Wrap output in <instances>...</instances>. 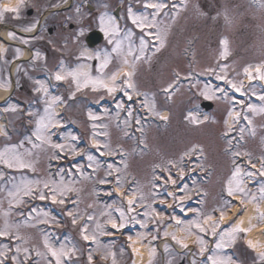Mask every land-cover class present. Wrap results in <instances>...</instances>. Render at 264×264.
Here are the masks:
<instances>
[{"label":"rangeland","instance_id":"rangeland-1","mask_svg":"<svg viewBox=\"0 0 264 264\" xmlns=\"http://www.w3.org/2000/svg\"><path fill=\"white\" fill-rule=\"evenodd\" d=\"M117 1H100L98 27L104 29V40L98 53L100 65L107 58V67L118 66L120 69L119 65L127 60L135 90L126 89L123 78H120L116 86L121 95L96 93L79 99L67 97L64 99L63 112L67 114L64 122L55 116L51 106L55 105L56 109L58 99L49 104L45 102L39 108L36 103V112L29 113L24 124L16 110H8L11 132L7 136L0 134V151L15 146V150L32 163L33 168H11L13 171L6 179H3L4 173L0 168V230L7 224L9 231L8 236H0V251L5 247L9 249L5 264H12L13 255L23 264L27 260L30 263L26 264H49V261L55 264V259L45 247V240L54 249L59 250L63 246L65 251L72 250L70 259L62 257L64 264H79V258H88L89 254L97 258L95 264H123L128 256H133L128 247L134 238L148 243L153 257L157 254L160 264H164L166 260L162 255L167 257L175 253L167 242L175 241L172 234L177 230L181 232L177 234L179 239L193 238L187 244L188 247L194 245V253L199 260L200 245L196 239L200 236L205 240L207 251L201 263L197 264H211L209 256L226 261L230 259L231 264H264L259 255L262 251L255 252L244 244V233L238 234L235 242H226L224 247L217 249L219 235L214 237L210 230L201 233L190 225L195 220L203 223L201 214L220 213L219 210L225 208V201H232L225 189L237 166L241 169V186L248 192L247 196L240 194L242 198H250L257 205L264 202L260 192L264 176L259 175L261 160H264V112L252 111L248 107L253 105L259 109L264 106V101L260 100L264 96V79H260L256 72L257 67L264 72V0H206L203 6L199 0H129L132 15L130 18L121 15L120 24L111 14ZM147 2H165L168 7L154 15V9L145 7ZM134 16L154 20L155 27L141 29L133 23ZM101 17L104 18L103 24ZM112 25L118 31L113 32ZM156 33L164 41L159 51ZM110 39L112 43H109ZM142 39L147 42L143 54ZM225 40L226 46L221 43ZM117 41L120 49L113 51ZM107 43L111 46L109 51L103 47ZM226 81H231L240 90H235ZM165 88H169L167 93ZM125 89L132 96L136 92L141 93L139 98L142 102L139 104L138 100L128 99ZM205 89H210V94L214 93L212 99L201 94ZM90 98L95 104L100 103L103 110L88 107L91 101L87 99ZM108 99L110 101L101 105ZM145 100L155 105V113L167 119L162 120L145 108ZM202 100L211 101L212 107L203 109L200 105ZM49 114L53 117V124L63 127L59 143L53 141L49 127L44 132L48 142L38 140L34 134L37 121ZM90 114L97 119H91ZM69 123L76 127V132L68 127ZM25 126H29L30 135L23 132ZM54 144L64 145V148H54ZM94 145H99V150ZM194 145L202 151L185 155ZM72 148L75 151H71ZM57 151L60 152L57 154ZM101 152L117 163L112 160L111 163L103 162ZM89 155L93 160L88 159ZM240 157L244 161L242 164L238 162ZM50 158L55 159L54 164L49 163ZM249 160L256 166L255 170L246 164ZM0 166L5 165L0 163ZM49 167H53L57 174L52 176ZM180 169H183L182 177ZM109 172L112 174L108 175ZM169 175L176 180L175 185L167 181ZM101 180L107 182L100 183ZM37 181L38 184L35 183ZM117 181L123 189L136 193L131 211L119 199L112 200V183L117 184ZM26 182H33L35 189L47 192L48 198L40 200L37 195L25 196L22 192L15 197L9 195ZM44 183L50 187L71 189L63 197L65 204L53 203ZM129 194L133 200V193ZM167 205L174 208L173 217L177 216L181 221L175 226V231L167 229L174 220H168L162 226L158 222H162ZM188 208L194 211L193 218L180 215L181 211L184 215ZM113 209L116 212L113 213ZM68 211L77 217L76 224L67 215ZM262 214L264 209H260L258 215L259 221L264 223ZM113 221L117 225L115 229L107 225ZM232 227L233 224L223 230L218 229L217 233L227 232ZM82 228H86L84 234L90 237L87 241L81 234ZM186 230L191 231L190 236ZM115 232L120 233L115 236L118 238H113ZM157 238L163 240L159 249L153 246ZM17 247L21 249L19 253L16 252ZM227 247L231 252L237 249L241 257H234L233 253L225 250ZM24 249L28 252L25 253ZM187 258L190 262L193 260V256L188 254ZM151 263L152 259L147 264Z\"/></svg>","mask_w":264,"mask_h":264},{"label":"flooded vegetation","instance_id":"flooded-vegetation-1","mask_svg":"<svg viewBox=\"0 0 264 264\" xmlns=\"http://www.w3.org/2000/svg\"><path fill=\"white\" fill-rule=\"evenodd\" d=\"M70 1H72V6L65 9L63 7L64 0H24V5L20 8L19 14L5 13L4 18L0 20V89H5L3 90L6 92L5 95L16 101L17 110L20 108L32 110L35 107L33 103L36 102L39 105V103L47 102L49 104L57 97L58 100L64 101L67 97L79 99L84 98L85 95L91 97L92 94L96 93H108L104 88L97 87L94 89L91 84L81 88L80 91H76L75 83L71 77L65 81L55 79L58 72L64 74L69 71H78L87 73L92 78L101 75V78L105 80L116 68L114 66L101 68L100 55L98 54L101 51V41L92 44V39L87 38L90 32L100 30L98 27L100 1L109 2L111 0ZM10 2H12L11 5L15 6L19 0H0V6L10 4ZM129 5V0H118L113 9L117 7L118 12L123 17L125 16L124 18H129ZM32 25H35L32 31H24L25 28ZM9 33L14 35L10 36ZM103 47L107 51L111 48L108 43ZM81 53L85 54L81 55ZM46 78H49V85L46 83ZM81 79L83 80V77ZM45 88L47 89L46 92L43 90ZM84 92L86 94H83ZM72 93L75 95L73 96ZM87 100H92V98ZM51 106L53 109V105ZM166 208L162 222H158L162 226L168 220H174L170 227V230H174L175 226L178 225L175 224L176 220L180 219L177 216L173 219V207L167 205ZM241 210L242 206L239 204V212ZM185 212L182 215L181 211L180 215L189 219L195 216L194 211L189 208ZM203 215H200V219L203 218ZM231 223L232 220H229L223 223L221 227L225 229L231 226ZM151 229L153 228L151 227ZM174 234L178 238L176 231ZM168 243L175 253L167 257L162 253L164 260H166L164 264L201 263L203 255H198L200 260L197 258L194 253V245L184 248L176 241H168ZM225 250L231 252L229 247ZM232 252L234 257H241L237 249L232 250ZM187 254L193 256L191 262L188 259L191 257L187 258ZM177 257L181 258L177 259ZM130 260L131 257L128 256L123 264L130 262ZM157 260L160 264V259L156 254L151 264L153 262L157 264ZM95 262L96 259H92L91 264H95ZM78 263L89 264V261L87 257H80Z\"/></svg>","mask_w":264,"mask_h":264},{"label":"snow or ice","instance_id":"snow-or-ice-1","mask_svg":"<svg viewBox=\"0 0 264 264\" xmlns=\"http://www.w3.org/2000/svg\"><path fill=\"white\" fill-rule=\"evenodd\" d=\"M64 2L66 3L67 0H64ZM23 5H24V0H19V2L15 6H13L11 4H4V5L0 6V20H2L4 18L5 13L19 14L20 8L23 7ZM262 6H264V5H262ZM145 7L154 9L155 10L154 15H158L160 13V10L168 7V5L165 2H156V3H146ZM172 7H175V4H173ZM128 11H129V15L131 16L132 15L131 9H129ZM226 19H227V17H226ZM103 23H104V18L101 17V24H103ZM133 23L137 24L139 27H141V29H143L145 27H148V28L155 27V21L154 20L149 21L147 17H135L134 16L133 17ZM34 26L35 25H32L31 27H27L24 29V31H32V28ZM102 30H104V29H102ZM112 31L116 32V31H118V29L114 25H112ZM9 35L13 36L14 34L9 33ZM129 35H130V33H129ZM150 35H153V33H150ZM154 35H155V39L159 42V46L157 47V51H159V48L163 47L164 41H163V38L160 34L156 33ZM25 43H27V41H25ZM109 43H112L111 39L109 40ZM221 43H223L225 46L227 45L226 40L221 41ZM146 46H147L146 42L142 39L141 40V51H143L144 47H146ZM119 49H120V42L117 41L116 46L113 48V51H118ZM84 54L85 53H81V55H84ZM129 54H131V51H129ZM226 54L227 53L225 51V55ZM136 59L139 60L140 57L137 56ZM108 62H109L108 59L105 58L104 62L101 65V68L107 67ZM123 63L127 64L128 62H127V60H124ZM246 71H248V70L246 69ZM256 72L259 74L260 79H264V72H261L260 67H257ZM121 74L123 75V78H124L123 83L126 85V87L129 89L135 90L134 85L130 82V78H131L133 73L129 72V71H124L123 68L118 69L117 71L113 72L110 75V77L108 79L111 81V83L106 82L101 77L92 78V77L88 76L87 73H81L78 71H69V72H66L64 74L58 72L55 75V79L57 81H65V80H68L69 77H71L72 81L75 83L76 91H80L81 88L87 87L89 84H91L94 89L97 87L104 88L108 93L111 94V93H114L115 91H117L116 81H117V78L119 76H121ZM249 75L251 78V73H249ZM82 77H83V80L81 79ZM217 79H224V77H217ZM226 82L231 84L235 90H237V91L240 90L235 84H232L231 81H226ZM41 88H43V85H41ZM169 88H171V85H169ZM169 88H165L164 91L167 93L169 91ZM43 90L45 92L47 91L46 88ZM221 91H223V90L221 89ZM210 92H211L210 89H205V91L202 92L201 94L204 95V97L206 99H212L214 96V93L210 94ZM72 95L74 96L75 93H72ZM125 95L128 97V99H130V100L132 99L131 93L125 91ZM138 95H142V94H138ZM54 99H59V98L57 97ZM260 100L264 101V96H261ZM144 107L147 108L149 111H152V112H154V110H155V105L149 104V102L147 100L144 101ZM248 107L252 111L258 110V111L264 112V106L260 107L259 109H256L253 105H248ZM45 111L47 112L48 110L46 109ZM154 114L158 115L159 118L162 120L167 119L166 116L160 115L159 113L154 112ZM129 115H131V113H129ZM90 118L93 120L97 119V117L92 116L91 114H90ZM245 118L247 119V117H245ZM137 122H139V121H137ZM249 123H251V121H249ZM52 124H53V117L51 114H49L47 116V118L41 117V119L39 121H37V129H36V132L34 133L36 135V138L38 140H41L42 142H48L46 137L44 136V132H45V130H47L49 125H52ZM241 131H243V129H241ZM94 146H96L97 149L99 150V145H94ZM52 147L63 149L64 145L54 144V145H52ZM105 147H107V146L105 145ZM70 150L75 151V148H72ZM197 150L202 151V149H199L198 146L194 145L192 148L189 149L188 152L185 153V155H189V154H191ZM100 155L103 156L104 153L101 152ZM236 155L239 156L240 153H236ZM245 155H247V154H245ZM88 159L91 161V160H93V157L91 155H89ZM0 163H3L8 168H16V169H31V168H33L32 163L26 161L22 157V155L19 154L15 150V146L6 147L3 151H0ZM169 163L173 167H176V165L173 162H169ZM249 163L251 164L250 160H249ZM252 167H255V165L253 164ZM111 174H112L111 172L108 173V175H111ZM245 174L248 176L255 175V173H245ZM180 175H181V177L183 176V169H180ZM259 175L264 176V160H261V169L259 171ZM240 176H241V169L239 166H237V167H235L231 178L227 181V184H226L225 190H226L228 197H233L234 195H237V194H242L243 196L248 195V192H246L244 187L241 186L242 180H241ZM167 181H170L173 185L176 184V180H174L170 175L167 177ZM106 182H107L106 180L100 181V183H106ZM35 183L38 184L39 182L37 181ZM117 183H119V181H117ZM44 188L48 189L49 192L51 193L52 202L55 204H60V205L65 204V200L63 198L65 196V193L67 191H71V189L63 188L60 186L50 187L48 183H44ZM180 190L184 191L185 189H180ZM21 192L25 196L37 195L40 200H45L48 198L47 192L38 191L37 189H35L33 187V182H26V183H24L23 187L18 186L16 192H10L9 195H12L15 197V196H18ZM260 192L262 194V198H264V185H261ZM169 194L171 195L172 193H169ZM57 197H60V198L58 199ZM180 199L182 200L183 197H181ZM253 199H255V197H253ZM134 203H135L134 200H132V199L128 200L129 211L132 210V205ZM240 203L243 204V200H241ZM230 206H232V201L226 200L225 201V208L219 210L220 211L219 220L212 222L211 224H209V222H211L213 220L211 215H209L204 220L203 223H201L199 220H195V221L190 222V225L192 227L197 228L199 230V232H201V233L210 230L211 234L214 237L219 235V241L216 243L217 249L224 247L226 242H235L238 234L246 233L247 231H249V229L242 227V225H243L242 220H240L239 223L235 222V220H239V217L243 214V210H241L240 212H238L236 214V217L233 220L234 227L230 228L227 232L217 233V228L219 227L220 221H223L225 219V210L227 207H230ZM44 215L47 216V213H45ZM67 215L71 216L72 217V223L76 224L77 217L74 216L73 212L68 211ZM157 215H158V218L162 219V217H159V214H157ZM120 216H121V219H123L124 212L122 210L120 212ZM262 216H264V214H262ZM89 219H91V217H89ZM173 219H175V217H173ZM176 223L180 224L181 221L176 220ZM205 225H208V227L206 228ZM112 227L117 228V225L114 221L112 222ZM120 227H123V225L121 224ZM186 231H188V235L190 236L191 231L190 230H186ZM85 232H86V228H82L81 234L83 235V239L85 241H87V240H89L90 237L88 235L84 234ZM8 235H9L8 225L6 224L5 228L3 230H0V236H8ZM166 235H167V233H166ZM16 238L19 239V237H16ZM172 238L177 243L181 244L182 247H184V248L188 247V244L185 243L184 240L178 239L175 236V234H173ZM93 239H94V237H93ZM129 239H131V237H129ZM196 243L200 245V254L203 255L205 253V251H207V249L205 247V243H206L205 240L202 237L198 236L196 239ZM249 245L252 246L251 241H249ZM45 247L48 248V251H49L51 257H53L55 259V264H64L62 257H67L70 259V252L72 250L65 251L63 246L59 250L54 249L48 244L47 240H45ZM8 251H9V249L7 247H5L4 250L0 251V257L4 258V259H0V264H5V260L8 259V256H7ZM20 251H21V249L19 247H17L16 252L19 253ZM24 252L27 253L28 249H24ZM37 255H41V253L37 252ZM259 255H260L261 259H264V251L260 252ZM92 259H93L92 255L89 254V256H88L89 264H91ZM208 259H209V261H211V264H231L230 259L226 261V260L219 258L217 256H209ZM11 261H12V264H23L22 261L18 260L16 255H13L11 257ZM49 264H51V261H49ZM114 264H115V262H114Z\"/></svg>","mask_w":264,"mask_h":264},{"label":"bare ground","instance_id":"bare-ground-1","mask_svg":"<svg viewBox=\"0 0 264 264\" xmlns=\"http://www.w3.org/2000/svg\"><path fill=\"white\" fill-rule=\"evenodd\" d=\"M10 4H12V2H10ZM243 80L246 81L247 79L243 77ZM5 94V91L0 90V99H2ZM0 132H4L1 123ZM116 189L118 193H122L120 187H116ZM126 197L130 199L131 195L127 194ZM231 199L232 206L226 208L225 219L221 222L232 220L233 224V220L235 219L236 214L239 212V200H243V214L239 217V220H235V222L239 223L240 220H242V227L249 229V231L244 234V240L247 246H249L253 251H262L264 249V223L259 221L258 215L259 210L264 209V202L260 205H257L250 198L245 200L240 194L234 195L231 197ZM208 216L209 215L204 216L203 222ZM219 216L220 214L218 217ZM212 218L214 219L215 217ZM170 227L171 225H168L167 229ZM177 234H181L180 230H177ZM192 239L193 238L190 237L189 239H186L185 242L189 243ZM249 241H251L252 246L249 245ZM129 244L133 254V260L129 264H147L152 259L153 252L151 246L148 243H143L138 238H134L130 240Z\"/></svg>","mask_w":264,"mask_h":264},{"label":"water","instance_id":"water-1","mask_svg":"<svg viewBox=\"0 0 264 264\" xmlns=\"http://www.w3.org/2000/svg\"><path fill=\"white\" fill-rule=\"evenodd\" d=\"M87 38H91L92 39V44L98 42L99 40H101L102 36H101V33L98 32L97 30L96 31H92L88 34ZM201 106L205 109V110H208L212 107V102L209 101V100H203L201 101Z\"/></svg>","mask_w":264,"mask_h":264},{"label":"trees","instance_id":"trees-1","mask_svg":"<svg viewBox=\"0 0 264 264\" xmlns=\"http://www.w3.org/2000/svg\"><path fill=\"white\" fill-rule=\"evenodd\" d=\"M208 1V0H207ZM214 2V1H213ZM199 3L203 6V4L204 5H206V0H199ZM214 3H216V2H214ZM210 7H211V5H210ZM212 8V7H211Z\"/></svg>","mask_w":264,"mask_h":264}]
</instances>
